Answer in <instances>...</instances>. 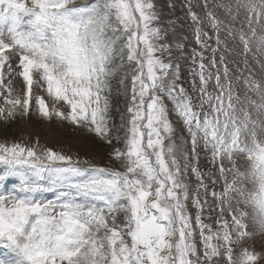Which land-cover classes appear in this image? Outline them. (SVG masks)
<instances>
[{
	"label": "snow or ice",
	"instance_id": "1",
	"mask_svg": "<svg viewBox=\"0 0 264 264\" xmlns=\"http://www.w3.org/2000/svg\"><path fill=\"white\" fill-rule=\"evenodd\" d=\"M184 7L0 0V264H264V0ZM33 116L99 160L9 142Z\"/></svg>",
	"mask_w": 264,
	"mask_h": 264
},
{
	"label": "rangeland",
	"instance_id": "2",
	"mask_svg": "<svg viewBox=\"0 0 264 264\" xmlns=\"http://www.w3.org/2000/svg\"><path fill=\"white\" fill-rule=\"evenodd\" d=\"M169 2L170 0H156L158 9L163 13L164 16V25H161V27L166 26L170 20L175 21L177 27H179L180 24H189L190 20H187L185 18L187 8L184 7V5L187 3V0H171V2L175 3L176 5L174 9L168 7ZM193 10L198 13L201 11L200 8H197L195 6ZM177 17H179L180 19L177 20ZM183 36L187 37V39L184 41L187 51L191 52L193 49H196L195 41L192 38V33L190 31L184 30ZM176 55L180 56L181 54L177 52ZM206 55H210V53H206ZM180 62L182 67L181 80L179 83L182 84L186 89H188L189 92H191V84L188 78V69L191 66V61L190 59H181ZM17 90H19V84H17ZM37 91H39L38 87ZM111 99L112 102L110 111L114 118L115 124L119 125L121 122V114L123 113L126 115L127 98L120 89L118 81H114V90ZM165 102L168 107L171 108V103L168 101ZM2 103V100H0V105H2ZM171 118L174 127H179V125L177 124V118L174 115ZM67 127L68 126L65 125V128ZM58 128H60V125L55 120H53L51 122V129L55 130ZM52 130L49 129L48 122H41L35 116L31 117V119L23 121L17 118L16 121L9 122V124L7 125V138L9 142H20L27 145H31V143L36 139V137L39 136L41 145L52 147L57 151H63L64 153L71 155L73 159L83 160L96 158L97 160H99V141L89 140L87 143H78L74 142L71 136L64 134H54V131ZM68 131H70V129H68ZM3 132L4 122L0 121V142H2L4 139ZM204 171H207V169H204ZM192 184H195L194 180H192ZM8 186L11 187V182ZM44 198L51 199L54 197H52L51 194H45ZM208 222L210 223L211 221ZM0 258H3V250H0Z\"/></svg>",
	"mask_w": 264,
	"mask_h": 264
}]
</instances>
